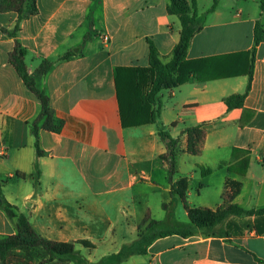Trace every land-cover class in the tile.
Returning a JSON list of instances; mask_svg holds the SVG:
<instances>
[{
    "label": "crops",
    "instance_id": "obj_1",
    "mask_svg": "<svg viewBox=\"0 0 264 264\" xmlns=\"http://www.w3.org/2000/svg\"><path fill=\"white\" fill-rule=\"evenodd\" d=\"M210 1L197 0L203 29L187 57L210 59L206 73L160 94L159 123L123 127L117 68L148 67V39L163 62L172 59L182 27L168 11L169 0H37L38 13L21 23L18 39L28 52L29 73L64 122L59 132L40 128V157L33 133L40 102L10 62L15 39L0 30L1 192L43 238L74 242L96 263L136 241L144 222L167 228L181 223L189 225L190 236L158 238L147 254L121 264H264V215L231 216L215 234L190 226L186 209L216 211L225 202L264 208V43L257 47L243 108L230 111L225 99L246 91V74L204 81L225 56L254 47L255 24L264 25L261 0H219L205 17ZM17 19L14 11L0 13L2 27L13 29ZM73 50L79 51L60 60ZM43 60L54 66L36 75ZM160 124L178 140L174 173L163 158L169 148ZM199 125L206 136L194 155L185 131ZM182 178L188 180L186 204L172 195ZM234 184L240 185L236 195ZM16 232L15 221L0 208V238Z\"/></svg>",
    "mask_w": 264,
    "mask_h": 264
},
{
    "label": "trees",
    "instance_id": "obj_2",
    "mask_svg": "<svg viewBox=\"0 0 264 264\" xmlns=\"http://www.w3.org/2000/svg\"><path fill=\"white\" fill-rule=\"evenodd\" d=\"M219 0H214L209 13L214 12ZM261 8L264 14V0H261ZM14 11L18 14L17 22L13 29L0 25V30L10 38L15 39L16 46L11 53L10 62L17 70L25 85L35 94L41 106L38 121L34 125L33 133L36 138L37 155L43 156L44 152L40 146V128L59 132L64 122L57 119L51 107L50 97L45 90L36 85V79L29 73L26 58L28 52L18 39L21 31V23L29 17L38 13L37 0H0V13ZM168 11L177 15L181 22V37L173 50L172 59L165 63L161 60L160 53L155 43L148 39L149 43V65L148 67H118L115 80L123 127H137L160 122L163 104L160 94L165 90H173L187 83L191 77L201 76L206 73L207 64L210 59L188 60V52L195 35L203 29V16L199 14L197 0H169ZM264 43V25L261 20L257 21L254 28V47L248 52L225 56L222 65L216 64L215 72L204 81L230 78L246 74L249 82L246 91L241 94H233L225 99L228 110L240 109L245 105L246 98L252 88L254 64L256 60L257 47ZM73 50L66 53L60 60H67L78 53ZM235 61V62H234ZM233 64H232V63ZM242 67H245L241 70ZM219 65V66H218ZM54 62L43 60L36 71V75L45 76L53 68ZM40 123V124H39ZM188 134L187 151L198 155L201 153L205 141L204 125L187 128ZM159 133L164 140L168 141L169 152L163 158L169 162L171 173L176 169V157L179 149L178 140L173 139L162 124ZM249 159H245L246 166ZM5 182V181H4ZM3 183V182H2ZM0 183V208L5 211L9 219L16 223L17 232L12 236L0 238V260L4 264H121L135 255L147 254L148 247L158 238L181 233L187 237L192 234L189 227L175 223L166 230L154 231L160 225L157 221L148 224L144 222V229L139 238L124 245L120 252L102 258L96 263L90 262L77 249L74 242H55L43 238L32 227L28 217L6 201L1 192ZM236 195L240 185L234 184ZM188 180L182 178L172 186V195L178 196L185 204L187 202ZM172 203L165 204L168 210ZM189 220L193 227L205 228L209 233H222L216 230L231 216L264 215V208L259 210H245L244 208L225 202L223 206L213 211L208 208H190L186 204ZM86 248H93L89 241L80 242Z\"/></svg>",
    "mask_w": 264,
    "mask_h": 264
},
{
    "label": "rangeland",
    "instance_id": "obj_3",
    "mask_svg": "<svg viewBox=\"0 0 264 264\" xmlns=\"http://www.w3.org/2000/svg\"><path fill=\"white\" fill-rule=\"evenodd\" d=\"M213 3H214V0L210 1L209 4L207 5V7H206V13L204 14L205 17H207L208 15L211 14V13H209V10H210V8L213 6ZM166 91H167V90H165L164 92H166ZM183 222H184L185 224H190L188 220H183ZM188 226H189V225H188ZM166 229H168V228H167L165 225H163V226H160V225H159V226L155 227L153 230H154V231H158V230L163 231V230H166ZM0 264H4V262L0 260Z\"/></svg>",
    "mask_w": 264,
    "mask_h": 264
},
{
    "label": "water",
    "instance_id": "obj_4",
    "mask_svg": "<svg viewBox=\"0 0 264 264\" xmlns=\"http://www.w3.org/2000/svg\"><path fill=\"white\" fill-rule=\"evenodd\" d=\"M0 201H1V197H0Z\"/></svg>",
    "mask_w": 264,
    "mask_h": 264
},
{
    "label": "built area",
    "instance_id": "obj_5",
    "mask_svg": "<svg viewBox=\"0 0 264 264\" xmlns=\"http://www.w3.org/2000/svg\"><path fill=\"white\" fill-rule=\"evenodd\" d=\"M106 40H107V38H106Z\"/></svg>",
    "mask_w": 264,
    "mask_h": 264
}]
</instances>
